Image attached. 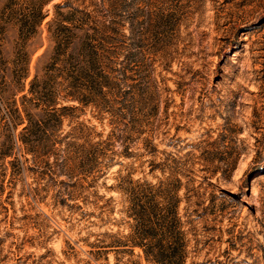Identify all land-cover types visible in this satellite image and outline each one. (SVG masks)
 Listing matches in <instances>:
<instances>
[{
	"label": "rangeland",
	"instance_id": "obj_1",
	"mask_svg": "<svg viewBox=\"0 0 264 264\" xmlns=\"http://www.w3.org/2000/svg\"><path fill=\"white\" fill-rule=\"evenodd\" d=\"M154 242L264 264V0H0V264Z\"/></svg>",
	"mask_w": 264,
	"mask_h": 264
},
{
	"label": "trees",
	"instance_id": "obj_2",
	"mask_svg": "<svg viewBox=\"0 0 264 264\" xmlns=\"http://www.w3.org/2000/svg\"><path fill=\"white\" fill-rule=\"evenodd\" d=\"M43 16H41V13L39 15V20L42 19ZM25 57V55H24ZM27 62L26 59L22 60L21 63L15 65L16 67L13 68L12 71V82L13 84H19L21 83V80L23 77L26 76L28 72V67H27ZM24 96H22L23 99ZM15 113H19L18 109L16 108ZM136 246L142 248L144 246V243L142 242H136ZM158 247V242H154L150 248L144 252H148L149 254L155 256L157 258V262L159 263H164V260H168L170 264H184L185 263V254H183V251L179 249V247H174L170 253H158L156 250ZM168 258V259H167Z\"/></svg>",
	"mask_w": 264,
	"mask_h": 264
}]
</instances>
